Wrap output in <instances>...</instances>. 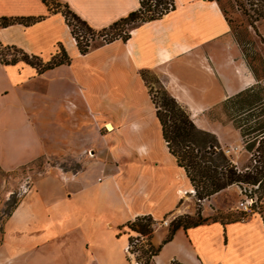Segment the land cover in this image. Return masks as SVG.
Returning <instances> with one entry per match:
<instances>
[{
  "label": "crops",
  "instance_id": "crops-1",
  "mask_svg": "<svg viewBox=\"0 0 264 264\" xmlns=\"http://www.w3.org/2000/svg\"><path fill=\"white\" fill-rule=\"evenodd\" d=\"M56 2L95 29L141 7V0ZM29 16L40 19L0 26V41L45 63L62 45L70 62L42 73L22 60L0 62V176L54 152L45 144L57 136L70 147L92 149L72 177L44 174L25 192L18 189L0 224V264H138L126 252L135 232L129 224L145 215L155 223L150 242L157 251L149 264H264V211L181 226L172 234L160 224L185 213L194 192L163 136L159 149L148 136H139L138 144L118 136L109 150V124L119 135L125 128L142 133L154 121L162 133L142 70L159 72L196 124L206 111L255 89L259 79L220 1L175 0L173 10L139 24L127 40L85 54L58 8L44 0H0V18ZM62 111L63 120L51 119ZM209 124L212 131L214 124L224 127ZM227 127L232 136H218L221 145L241 147V128L233 121ZM93 136H102V145ZM4 186L0 182L6 201L16 192Z\"/></svg>",
  "mask_w": 264,
  "mask_h": 264
},
{
  "label": "trees",
  "instance_id": "trees-1",
  "mask_svg": "<svg viewBox=\"0 0 264 264\" xmlns=\"http://www.w3.org/2000/svg\"><path fill=\"white\" fill-rule=\"evenodd\" d=\"M44 1L49 5L51 4L55 9L58 8L65 15L67 23L71 27V33L76 39L80 52L83 54L89 52L94 47L109 43L118 38L127 40L131 35V32L119 33L108 39L104 37L102 32L127 22L138 23L139 25L147 21L159 19L175 8V0H141V7L131 12L127 17L115 21L108 27L95 29L86 20L69 9L68 6H65L67 8L65 10L58 3L54 5L50 0ZM256 3L253 1L252 5ZM261 5L263 8L259 9L258 13L259 16H264V3ZM39 19L40 17L34 16L1 17L0 26H9L14 23L29 25ZM96 36H103L104 41L94 44L93 41L96 39ZM7 54H13V56L7 58L5 57ZM20 60L37 67L38 71L42 73L46 69L70 62V56L61 45L59 52L49 62L45 63L39 56L31 55L16 45H5L0 41V62L16 63ZM147 71H141L145 80ZM149 91L156 108V116L161 125L163 139L171 154L176 158L179 166L185 169L198 198H209L233 184L240 185L241 183L256 184L261 181V188L264 190V123L250 125L247 128L239 124L244 137L252 136L248 141V150L251 151L256 142H259L258 149L261 151L263 162L261 168L256 167V170L253 171L239 172L236 164L225 153L217 134L198 126L192 117L191 111L172 95L164 84L161 83L160 85V97L153 92L150 86ZM251 92V90H245L227 100L225 104L233 101L237 102L241 106L240 117L250 114L257 109L255 108V104L258 102H248L247 95ZM14 202L16 203V201ZM240 219H242V214L232 221ZM152 222L153 218L151 216H139L129 226L134 231L150 235L153 231ZM201 223L203 222L193 221L183 224L182 219H179L174 223L171 234L181 226L191 227ZM156 251V247L152 244L149 248L143 250L146 256V263L150 260V252L156 253Z\"/></svg>",
  "mask_w": 264,
  "mask_h": 264
},
{
  "label": "rangeland",
  "instance_id": "rangeland-1",
  "mask_svg": "<svg viewBox=\"0 0 264 264\" xmlns=\"http://www.w3.org/2000/svg\"><path fill=\"white\" fill-rule=\"evenodd\" d=\"M50 1L54 5L57 3L56 0ZM219 1L227 16L231 20L235 35L243 45L247 59L255 70V73L259 79L255 89L249 95H247V99L249 100L248 102L252 103L258 101L260 106L252 113L240 117L239 113L241 106L237 102L233 101L228 104H221L219 107L214 109H210L206 111L205 116L202 115L201 118L196 117L195 119L199 126L211 131L212 129L209 128V122L214 123L220 121L224 124V127L221 124H214L215 126H213L215 127L214 130L217 136H232L230 131L231 129L227 127L231 121H233V124L236 128L239 127V124H242L245 128H247L250 125L264 123V16H259L258 13L259 9L263 8L261 4L264 3V0ZM253 1L257 3L252 5ZM61 5L63 6H61L62 9H67L63 3ZM136 25H138V23L127 22L108 29L102 33L104 34V37L109 39L115 34L131 32L136 27ZM103 41V36H96V39L93 41V43L99 44ZM12 56L13 54H7L5 57L11 58ZM145 78L148 85L152 87L153 92L158 97H160V85L161 83L164 84L160 73L153 70H148L145 74ZM66 114V111H62V116L57 117L54 115L51 119L55 122H58V120H63L65 117L64 115ZM126 129L127 128H125V131L119 135L114 131L109 130V150L116 147L115 145L118 136L119 138L122 136V140H125V138L132 139L137 144L141 141L139 136H148L147 141L154 148L159 149L161 146V140L159 136H162V133L159 129L158 122L153 121L148 128H145V131L142 133L139 131H127ZM57 137L59 139L46 142L45 144V148L54 149V152H50L49 155L40 157L33 163L18 167L10 174L0 176V182H5L4 190H14L16 192V195H11V197L5 201L0 191V224L6 214L14 206V201H17V191L21 186V183L25 181V178L31 176L32 180H36L38 177L44 174L53 175L57 178L64 179H66V177H72L75 173L82 169L85 158L91 155L90 152L92 148H84L81 146L70 147L68 142L63 141V136ZM251 137L252 136L244 137L243 141H241L239 144L242 145L241 147L243 149L241 152L238 154H233L231 157L237 161L240 168L245 169L247 167H251L253 170H256V167H254L253 157H251L250 152L247 149L248 141ZM92 138H94V143L102 145V136H93ZM59 140L61 141L58 142ZM223 147L228 148L231 146L225 144ZM258 147L259 142H256L255 146L252 148V151ZM262 165L263 162L261 158V163L257 165V167L261 168ZM261 193L264 194V190H262L260 194ZM241 198L242 195L240 193L239 184H233L227 189L205 199L198 198L194 189L193 193L188 194L187 203L185 205V213L177 215L175 218H173L171 214L170 218L172 219L169 225L170 230L172 231L174 223L179 219H182L183 224L191 223L193 221H232L241 214L239 208ZM262 211H264V207Z\"/></svg>",
  "mask_w": 264,
  "mask_h": 264
},
{
  "label": "built area",
  "instance_id": "built-area-1",
  "mask_svg": "<svg viewBox=\"0 0 264 264\" xmlns=\"http://www.w3.org/2000/svg\"><path fill=\"white\" fill-rule=\"evenodd\" d=\"M242 149H243L242 147L224 148L225 153L236 164L239 172L253 171L251 167H247L245 169L240 168L238 166L237 161H235L231 157L233 154H238L239 152H241ZM248 151L250 152L251 157H253L254 167H257V165L261 163V158H262L261 151L258 148L254 149L253 151L252 150L251 151L248 150ZM31 185H32V178L31 176H28L27 178H25V181L21 183L19 189L25 192L26 190H28V188H30ZM239 188H240V193L242 195V198L239 203L242 219L249 218L255 214L262 212V209L264 207V195L262 193L260 194V192L262 191L261 181L257 182L256 184L241 183L239 185ZM170 223L171 220H169L168 218H165L160 222V224L162 225H170ZM152 227H155L154 222H152ZM151 244L152 243L150 242L149 234H143L135 231L134 234L130 235L129 242L126 247V252L129 255V257L131 258L136 257L138 264H149V262L148 263L145 262L146 256L144 255L143 250L145 248H149ZM154 254L155 253L150 252V260L151 258H153Z\"/></svg>",
  "mask_w": 264,
  "mask_h": 264
},
{
  "label": "bare ground",
  "instance_id": "bare-ground-1",
  "mask_svg": "<svg viewBox=\"0 0 264 264\" xmlns=\"http://www.w3.org/2000/svg\"><path fill=\"white\" fill-rule=\"evenodd\" d=\"M107 127V126H106ZM109 130L113 131V126L111 124L108 125ZM185 194V193H184Z\"/></svg>",
  "mask_w": 264,
  "mask_h": 264
}]
</instances>
